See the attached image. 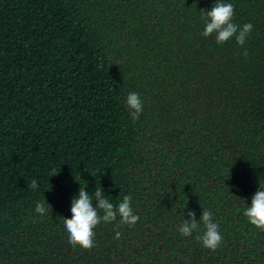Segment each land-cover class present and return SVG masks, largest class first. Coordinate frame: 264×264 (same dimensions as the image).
I'll list each match as a JSON object with an SVG mask.
<instances>
[{"label":"trees","instance_id":"obj_1","mask_svg":"<svg viewBox=\"0 0 264 264\" xmlns=\"http://www.w3.org/2000/svg\"><path fill=\"white\" fill-rule=\"evenodd\" d=\"M215 2L0 0V264H264V230L243 215L264 186V0H225L254 26L243 46L201 35ZM99 186L140 219L73 247L62 218ZM202 209L215 251L202 223L178 232Z\"/></svg>","mask_w":264,"mask_h":264},{"label":"clouds","instance_id":"obj_2","mask_svg":"<svg viewBox=\"0 0 264 264\" xmlns=\"http://www.w3.org/2000/svg\"><path fill=\"white\" fill-rule=\"evenodd\" d=\"M202 19L205 21L204 31L201 33L204 37H209L215 34L217 44H223L231 38H235L236 43L240 46L245 45L250 33L253 30L251 23H246L243 26L232 22L234 16V6L225 0H216L215 4L208 11L201 10ZM243 55H248L245 48ZM127 107L130 110V117L135 122L139 119L143 111V102L140 99L139 93H129L126 98ZM58 175L55 170L52 177ZM32 190L38 187L37 181L33 179L28 185ZM93 200L97 203L93 206ZM131 196H124L122 202L114 206L112 202L104 195L101 187H96L94 194H89L85 188L79 189L78 197L71 201L70 219L62 218L64 227L69 236V243L73 246H79L82 249L90 250L94 247V229L102 221L105 223L113 222L120 217V224L134 226L140 219L136 215L131 206ZM48 208L42 202H37L35 206L36 213L42 217L48 213ZM100 212L103 215H100ZM243 215L247 217L249 223L259 230H264V186L260 185L259 190L254 194L251 200V206L247 207ZM189 219H184L178 227V232L184 236H191L192 233L200 227L204 226V233L198 239L202 242L203 247L215 251L222 242V235L219 232V225L214 222L213 213L211 210L202 209V215L197 221L195 213L188 211ZM121 233L116 232L115 238L119 239Z\"/></svg>","mask_w":264,"mask_h":264}]
</instances>
